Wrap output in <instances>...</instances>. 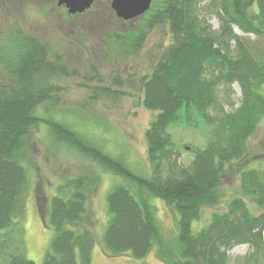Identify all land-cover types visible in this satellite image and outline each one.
I'll use <instances>...</instances> for the list:
<instances>
[{
    "label": "trees",
    "instance_id": "trees-1",
    "mask_svg": "<svg viewBox=\"0 0 264 264\" xmlns=\"http://www.w3.org/2000/svg\"><path fill=\"white\" fill-rule=\"evenodd\" d=\"M200 1L157 0L138 16L137 29L112 30L107 38L110 49L121 45L126 53L136 54L149 31L168 25L171 42L159 49L150 75L140 78L141 104L156 111L145 130L149 173L132 170L56 114L59 99L52 80L64 70L46 41L18 24L8 32L0 30V250L10 243L2 229H21L29 185L27 138L34 127L44 125L53 143L76 150L125 180L126 185L114 184L106 196L109 218L100 237L104 253L143 258L154 248L163 264H228L227 251L248 243L253 252L246 263L264 264V211L252 212L246 200L264 208V169L239 167L242 196L232 198L223 211L212 212L200 230L191 227L202 206L218 204L225 167L246 156L248 139L264 117V45L256 48L233 29L262 38L264 0ZM201 8L216 13L218 29L201 16ZM234 82L240 102L225 111L219 87ZM177 122L209 126L206 145L190 148L193 157L187 165L178 161L169 131ZM97 182L89 174H78L57 184L48 200L53 235L43 264H92L95 237L87 191ZM152 197L177 213V233L170 239L160 229ZM0 264L36 263L14 247Z\"/></svg>",
    "mask_w": 264,
    "mask_h": 264
},
{
    "label": "rangeland",
    "instance_id": "rangeland-1",
    "mask_svg": "<svg viewBox=\"0 0 264 264\" xmlns=\"http://www.w3.org/2000/svg\"><path fill=\"white\" fill-rule=\"evenodd\" d=\"M207 1L201 0L200 5ZM156 3L157 0H152L151 4ZM109 8L107 1H96L89 10L70 16L65 7L56 4V0H0V30L8 32L18 24L26 32L46 41L64 70L52 80L56 88L54 95L59 99L54 108L56 114L62 115L106 152L121 157L132 170L149 173L145 130L156 111L141 104L140 78L150 75L159 49L171 42V35L168 25L163 23L148 32L136 54L126 53L121 45L110 49L107 40L110 32L125 33L129 28L137 29L140 17L124 21ZM200 14L213 29H218L220 20L213 10L201 8ZM233 29L238 35L249 37L256 48L264 45V36L257 38L236 26ZM262 59L264 61V57ZM261 91L264 93V85ZM240 98L236 82L229 87H219V99L225 111L237 107ZM208 128L178 122L170 126L181 164L187 165L192 159L191 147L206 145ZM24 163L29 176L25 216L21 229L1 230L10 243L0 250V260L17 247L36 264H43L44 253L53 235L47 223L49 198L56 193L57 184L66 177L89 174L98 180L87 191V213L95 237L92 264H163L154 248L143 258L129 253L111 256L101 248L100 237L109 218L106 196L114 184L126 185L121 176L103 170L98 163L66 145L53 143L44 125L34 127L28 135ZM243 165L264 169V117L248 139L246 156L225 167L218 188L219 202L214 207L202 206L200 217L191 224L193 232L210 222L212 212L223 211L232 198L242 196L238 168ZM246 200L252 212L264 211L249 198ZM151 202L156 206V218L162 233L172 238L177 233V213L161 198L152 197ZM252 252L248 243L233 245L227 251L228 264H247L245 257Z\"/></svg>",
    "mask_w": 264,
    "mask_h": 264
},
{
    "label": "water",
    "instance_id": "water-1",
    "mask_svg": "<svg viewBox=\"0 0 264 264\" xmlns=\"http://www.w3.org/2000/svg\"><path fill=\"white\" fill-rule=\"evenodd\" d=\"M115 15L122 20H130L143 14L150 8L152 0H109ZM93 0H56L58 6L63 5L69 14L82 13L87 10Z\"/></svg>",
    "mask_w": 264,
    "mask_h": 264
},
{
    "label": "flooded vegetation",
    "instance_id": "flooded-vegetation-1",
    "mask_svg": "<svg viewBox=\"0 0 264 264\" xmlns=\"http://www.w3.org/2000/svg\"><path fill=\"white\" fill-rule=\"evenodd\" d=\"M96 1H107L108 2V4H110V1L109 0H93V3L91 4V6L89 7V8H91L95 3H96ZM63 6V5H62ZM64 7V6H63ZM89 8L87 9V10H89ZM86 10V11H87ZM109 10H110V8H109ZM70 16H74V14H70Z\"/></svg>",
    "mask_w": 264,
    "mask_h": 264
}]
</instances>
